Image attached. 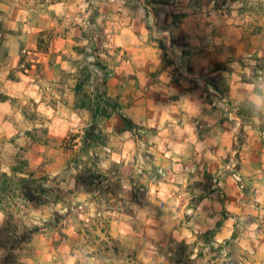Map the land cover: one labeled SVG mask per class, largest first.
Segmentation results:
<instances>
[{
    "label": "rangeland",
    "instance_id": "obj_1",
    "mask_svg": "<svg viewBox=\"0 0 264 264\" xmlns=\"http://www.w3.org/2000/svg\"><path fill=\"white\" fill-rule=\"evenodd\" d=\"M165 1L143 0L161 13L155 14L156 18L152 14L144 18L152 46L150 56L155 59L158 55L160 63L153 64V71L139 73L132 69L122 48L109 45L110 34L99 33L101 26L115 23L108 10L114 0H76L67 7V13L72 15L61 21L67 30L68 24L76 26L78 30L73 35L77 40L72 48L60 51L55 47V35L60 34L26 28L28 21L36 24L28 15L36 11L41 1L3 4L6 9H0V71L7 70L11 62L10 77L20 80L23 76L28 80L24 81L27 90L39 91L31 79L49 73L58 56H62L71 63L70 69L66 65L65 77L71 75L75 91L82 89L79 95L76 93V105L86 109L92 121L69 125L60 138L44 125L26 130L38 143L55 144L50 155L57 157L55 151H60L59 169L43 164L29 171L23 150L14 159L13 172H5L9 178L0 169V264H254L251 257L261 253V248L253 251L261 246L264 210L255 190L254 199H247L250 188L240 178L234 184L244 192L239 196L249 206L235 204L236 208L225 207L218 214V224H223L228 215L236 219L231 239L217 241L216 229L194 232L187 239H181L183 235L170 237L175 228L191 221L203 196L212 191L221 198L220 192H215L219 178L205 175L204 181L188 184V208L183 211L171 195L172 183H176L170 177L169 164L161 156L168 145L154 141L155 128L132 122L125 112L126 105L120 104L121 97H102L99 78L106 72L108 84L113 85L112 93L127 88L128 105L143 100L137 106L149 108L158 101L153 95H143L152 85L150 75L153 78L167 71L180 90L174 97L194 93L220 120L241 124L236 139L238 148L254 129L255 136L264 141L261 111L248 97L251 90L263 95L264 82L257 77L264 74V0H174L177 13L163 11L161 4ZM163 29L173 34L164 33ZM170 39L175 43L185 41L189 49L177 51L176 55ZM182 55L189 57L184 64L176 59ZM217 70L225 73L214 75ZM232 73L236 76L230 77ZM25 88L22 89L26 91ZM133 90L143 91L142 95L134 96ZM38 95L34 94V98ZM26 97H7L5 103L13 107L14 115L20 106L27 115H38ZM116 103L119 110L114 108ZM15 106L18 109L14 110ZM103 110H107L108 118H93L92 112ZM149 119L162 121L155 113ZM95 123L96 137L85 145L86 131ZM40 130L44 132L39 133ZM2 131L0 128V146L7 141ZM7 133L12 141L19 138L12 120L7 122ZM21 178L32 180L31 186L21 183ZM28 187L36 192V201L23 196ZM40 188L47 191L41 192ZM124 218L127 221L121 230L129 237H139L142 243H122L113 237L112 222ZM252 223L258 225L254 232L249 230ZM37 227L40 231L22 244Z\"/></svg>",
    "mask_w": 264,
    "mask_h": 264
},
{
    "label": "crops",
    "instance_id": "obj_2",
    "mask_svg": "<svg viewBox=\"0 0 264 264\" xmlns=\"http://www.w3.org/2000/svg\"><path fill=\"white\" fill-rule=\"evenodd\" d=\"M17 1L0 0V9L5 10L6 8L3 4L7 2L16 6ZM37 1H41V4H38L36 11H30L28 15L36 24L28 21L26 28L37 33L54 31V33L60 34L59 36L55 35L57 37L55 39L56 49L60 51L72 48L77 40L73 33L78 29L76 26L68 24L69 28L67 30L61 18H69L72 15L67 13L66 9L73 2H76V0ZM173 1L166 0L162 3L163 11H174V13H177ZM108 10L111 11L110 17L115 20V23L112 25L108 22L106 26H101L98 29L99 33L110 34L109 45L120 47L123 49V52H126L128 62L133 66V70H138V73L153 71V64L160 63V60L158 55L155 59H152L150 56L152 46L148 43L150 34L144 18H147L151 14L153 16L155 14L158 16L161 15L159 10H153L143 0H126L123 4L120 3V0H114V3L110 5ZM51 20H55V23H51ZM86 29L87 24L84 23L83 30ZM163 31L164 33L173 34V31L171 32L166 29H163ZM169 41L176 55L179 51L189 49L185 41L176 40L177 43H175V40H173L174 42L171 39ZM188 58L185 55L181 57L176 56L180 64L186 63ZM215 63H220V60ZM70 64V62H67L65 58L59 55L55 66L49 73H44L38 75L37 78L31 79L32 86L39 88V91L27 90L25 88L27 84L24 81L28 80L23 76H21L20 80H15L13 77H10L11 62H9V68L7 70L3 68L0 71V94L9 98L23 97L26 95L32 107H35L38 111V115H27L24 113L22 106H20L23 113L20 114L21 109H19V113L14 115L11 112V110L13 111V107L5 102L0 103V128L3 130L2 137L7 140L4 145L0 146V169L4 171L3 173L13 172L12 165L14 164V159L21 150L26 154L25 158L28 160L29 171H34L39 165L43 164H47L46 166L53 170L59 169L62 165L60 151H55V153L59 154L57 157L55 156L53 158L50 155V152L52 153L55 150V144L53 142L38 143L33 140L32 136L26 134V130L44 125V127L48 126L51 129L53 135L60 138L67 133L69 125L73 126L82 123L86 125L92 121L88 111L76 105V84L74 85V81L72 82L71 75L65 77L64 71L66 65L70 69ZM223 72L222 70H217L214 75H221ZM234 76H236L235 73L230 75V77ZM257 78L264 82V74ZM149 80L152 82V85L146 92L144 91L145 93L143 95H153L158 100L155 102L156 104H153L149 108L145 106L139 108L137 106L138 104L144 103L143 100L135 105H128L125 101L127 88L122 91L118 89L115 94L112 93L113 85L110 83L108 84L107 96L121 97L120 104L126 105L125 112L131 118L132 122L135 125L155 128L154 141L158 144L163 142L168 145L169 149L162 151L161 156L165 164H169L170 177L176 183H172L171 190V195L173 194V198L176 200L175 202L179 203L178 205L181 207L183 206L184 211L188 208V202L186 201V195L189 194L188 189H186L188 184L194 181H204L205 175L219 178L215 192H220L221 198H216L213 192L209 190L210 195H205L200 199L191 221L185 222L182 228L178 229L179 231L174 227L173 234L170 233L169 236L171 237L173 235L174 238H179V235H183L181 239H187L188 235L194 232L202 233L216 229L215 239L217 241L221 242L231 239L235 226L234 221L236 222V219H233L234 217L232 215H228L229 218L223 224H218V214L225 207L236 208L233 206L235 204L237 206L239 205V207L244 206V208L249 206L247 205V201L244 202V198L242 199L239 196V193L242 194L244 192L241 190L238 191L239 186H235L234 181L237 178L242 179L244 181L243 185L250 188L249 191H246V194H249V198L247 199H254L252 198L254 190L258 192L260 199H264V141L255 136L256 130L254 129V131H250V136L247 137L241 148H238L236 139L241 124L231 120H220L219 116L215 115V111L204 103L200 97L195 96L194 93H180L178 97H174L178 95L180 90L171 80V74L169 75L167 71L157 73L153 78L150 75ZM22 88H25L26 91ZM142 92L133 90L132 93H134V96L136 94L140 96ZM34 94L39 95L37 98H34ZM248 97L257 105L261 111V118L264 121V85L263 95H258L251 90V94ZM15 109H18V107L15 106ZM40 113L48 114V116L46 115L47 118ZM152 113L157 114L159 120L162 121H151L149 115ZM10 115H13L15 120ZM43 117L46 119H43ZM11 120L18 128L19 138L16 141H12L11 138L9 139V133H7V122ZM194 124L200 130V138L202 139L200 142L201 153L198 154L193 149L187 156L178 154V152H183V145L190 138L188 129ZM43 132L42 130L39 131V133ZM168 153H172V155H168ZM165 174L167 175V173ZM200 191L204 192L203 189H200ZM261 208L264 210V204H261ZM126 221V218H124V221L112 222L113 232L111 234L113 237H116L122 243L126 241L135 244L142 243L143 240L141 241L139 237H129L121 230L125 226L124 222ZM118 224V229L115 231V225ZM217 225L220 226L217 227ZM230 225H233L232 229ZM253 236L258 237V234L254 233ZM149 241L147 239V244ZM251 247L253 246L251 245L249 248L251 249ZM258 248H261V253L256 251ZM142 251L144 252L145 248ZM256 252L258 255L251 257V263L264 264V234L261 246H257L253 251V253Z\"/></svg>",
    "mask_w": 264,
    "mask_h": 264
},
{
    "label": "trees",
    "instance_id": "obj_3",
    "mask_svg": "<svg viewBox=\"0 0 264 264\" xmlns=\"http://www.w3.org/2000/svg\"><path fill=\"white\" fill-rule=\"evenodd\" d=\"M221 69V68H220ZM99 82H100V87H101V89H102V91H103V95H102V97H108L107 96V93H106V91H107V87H108V75H107V73L106 72H102L101 74H100V78H99ZM81 88L79 87V88H77L76 89V93L79 95L80 93H81ZM108 100H109V98H107ZM8 100V98L5 96V95H3V94H0V103H2V102H6ZM116 110H119L120 109V106H119V104L118 103H116L115 104V107H114ZM92 112V111H91ZM92 114H93V118L94 119H96L98 116H101V117H103V118H108L109 117V115L107 114V110H103L102 112H99V111H96V112H92ZM123 118V120L126 122L127 120V118L125 117V116H123L122 117ZM127 124H128V122H127ZM96 130H97V126H96V123L95 124H93V125H91L90 127H89V129L86 131V135H85V138H84V140H83V142H84V144L86 145V143H87V141L88 140H90V139H92V138H94V137H96ZM14 172H16V171H14ZM3 176L5 177V178H9V176L7 175V174H3ZM20 182L21 183H24V184H29V186H31V184H32V180H28V179H26V178H21L20 179ZM40 191L41 192H45V191H47V189L46 188H40ZM5 192V191H4ZM36 192L35 191H33L32 190V188H30V187H28V188H26L25 190H24V192H23V196H25L26 198H27V200L28 201H30V202H33V201H36V199H37V197L35 196L36 194H35ZM40 231V229L37 227V228H35L32 232L30 231L29 232V235H27V237H26V239H24L23 241H22V244H26L31 238H33L34 236H35V234L37 233V232H39Z\"/></svg>",
    "mask_w": 264,
    "mask_h": 264
},
{
    "label": "clouds",
    "instance_id": "obj_4",
    "mask_svg": "<svg viewBox=\"0 0 264 264\" xmlns=\"http://www.w3.org/2000/svg\"><path fill=\"white\" fill-rule=\"evenodd\" d=\"M126 0H120V3L123 4L125 3ZM189 140L183 145V152H178V154H182V155H189L190 152L194 149V151L196 153H201V146H200V142L202 141V139L200 138V130L199 128L194 124L192 125L189 129ZM207 154V153H206ZM168 155H172V153H168ZM258 202H260L261 204H264V199H260L258 196ZM2 219V218H0ZM258 227L257 224L252 223L249 225V230L254 232L255 229ZM194 259V257H193ZM147 264V262H146Z\"/></svg>",
    "mask_w": 264,
    "mask_h": 264
}]
</instances>
